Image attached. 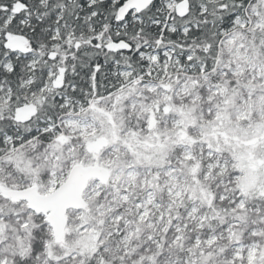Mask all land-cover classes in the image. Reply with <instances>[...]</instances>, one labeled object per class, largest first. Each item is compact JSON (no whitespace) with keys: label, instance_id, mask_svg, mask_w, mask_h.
<instances>
[{"label":"snow or ice","instance_id":"snow-or-ice-1","mask_svg":"<svg viewBox=\"0 0 264 264\" xmlns=\"http://www.w3.org/2000/svg\"><path fill=\"white\" fill-rule=\"evenodd\" d=\"M0 264H264V0H0Z\"/></svg>","mask_w":264,"mask_h":264}]
</instances>
